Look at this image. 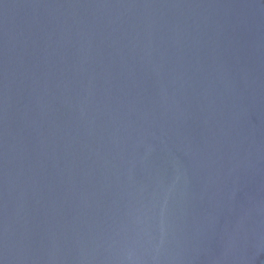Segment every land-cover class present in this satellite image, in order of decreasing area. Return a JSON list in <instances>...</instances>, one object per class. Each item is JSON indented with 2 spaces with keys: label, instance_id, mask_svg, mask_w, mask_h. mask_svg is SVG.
<instances>
[{
  "label": "water",
  "instance_id": "1",
  "mask_svg": "<svg viewBox=\"0 0 264 264\" xmlns=\"http://www.w3.org/2000/svg\"><path fill=\"white\" fill-rule=\"evenodd\" d=\"M0 264H264V0H0Z\"/></svg>",
  "mask_w": 264,
  "mask_h": 264
}]
</instances>
